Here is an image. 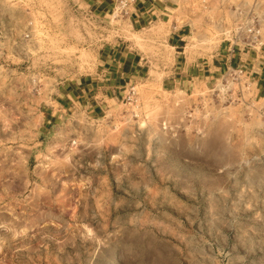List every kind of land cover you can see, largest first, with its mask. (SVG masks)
Wrapping results in <instances>:
<instances>
[{
  "label": "rangeland",
  "instance_id": "obj_1",
  "mask_svg": "<svg viewBox=\"0 0 264 264\" xmlns=\"http://www.w3.org/2000/svg\"><path fill=\"white\" fill-rule=\"evenodd\" d=\"M120 1L0 0L23 42L0 45V264H264V93L175 64L246 52L253 26L264 45V0H172L138 29ZM108 51L118 74L137 63L117 97L60 107Z\"/></svg>",
  "mask_w": 264,
  "mask_h": 264
},
{
  "label": "crops",
  "instance_id": "obj_2",
  "mask_svg": "<svg viewBox=\"0 0 264 264\" xmlns=\"http://www.w3.org/2000/svg\"><path fill=\"white\" fill-rule=\"evenodd\" d=\"M115 1L88 0L91 6L94 7L93 11L98 15H108L113 10ZM171 4H173L172 0H132V3L127 5L130 10L129 21L132 29L142 28L145 25L161 22L165 18H168L169 13L172 11ZM13 17H16L15 11L12 13L11 10L0 9V45L12 42L14 43L13 46L20 51L23 43L22 35L16 32L14 25L12 26L10 19ZM186 32L187 29L183 27L173 28L167 37L168 46L174 50L181 48L179 45L187 37ZM260 49L259 53H254V49L251 48L245 52L243 47L233 50H230L228 47L220 53L215 54L210 60L206 59L204 62L192 65H189L187 58L178 57L179 61L175 64L180 66L182 75L179 79H194L193 77H196L209 80L221 72L225 73L230 68L236 69L241 67L250 72V74H255L258 91L264 93V45ZM177 54L181 53L177 52ZM101 63L105 66V69L100 70L94 79H82L79 83H74V85L76 84L75 87L70 84L60 87L61 89L58 90L57 95L63 99L62 101H58L60 107H74L77 103L82 104L85 111L91 115L99 114L108 105L109 101L117 97V90L120 88L116 86L117 83H120L118 80L122 78V75H130L133 65H137L133 58L129 64L126 63V66H129L128 72L125 74L119 72L118 74V69L115 66V54H112L110 51L105 54L104 60ZM188 66H190L189 69L187 68ZM188 70L190 76L183 74V72Z\"/></svg>",
  "mask_w": 264,
  "mask_h": 264
},
{
  "label": "built area",
  "instance_id": "obj_3",
  "mask_svg": "<svg viewBox=\"0 0 264 264\" xmlns=\"http://www.w3.org/2000/svg\"><path fill=\"white\" fill-rule=\"evenodd\" d=\"M121 7H124L127 5V1H120L119 2ZM246 41L243 43V45L247 48V49H255V47L257 46L258 49H260L263 46V43L260 41V33H259V29H256L254 26L250 27L246 30ZM24 38H27V35L24 36ZM226 72H233L235 74L241 75L243 73H245V70L243 68H236V69H228Z\"/></svg>",
  "mask_w": 264,
  "mask_h": 264
}]
</instances>
